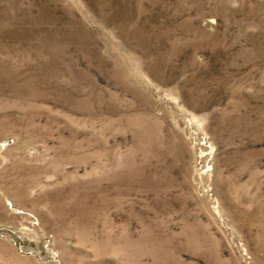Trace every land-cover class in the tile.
<instances>
[{
    "label": "rangeland",
    "instance_id": "1",
    "mask_svg": "<svg viewBox=\"0 0 264 264\" xmlns=\"http://www.w3.org/2000/svg\"><path fill=\"white\" fill-rule=\"evenodd\" d=\"M0 264H264V0H0Z\"/></svg>",
    "mask_w": 264,
    "mask_h": 264
}]
</instances>
